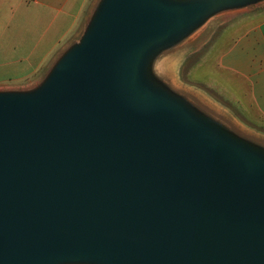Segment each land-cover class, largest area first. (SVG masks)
Here are the masks:
<instances>
[{"label":"water","instance_id":"obj_1","mask_svg":"<svg viewBox=\"0 0 264 264\" xmlns=\"http://www.w3.org/2000/svg\"><path fill=\"white\" fill-rule=\"evenodd\" d=\"M253 7L97 0L39 84L0 89V264H264V135L170 70Z\"/></svg>","mask_w":264,"mask_h":264},{"label":"crops","instance_id":"obj_2","mask_svg":"<svg viewBox=\"0 0 264 264\" xmlns=\"http://www.w3.org/2000/svg\"><path fill=\"white\" fill-rule=\"evenodd\" d=\"M96 1L0 0V87L35 77L67 38L81 31ZM217 26L201 46L170 64L173 83L201 97L239 129L263 136L264 7ZM214 84L224 86L222 94L234 104L224 102Z\"/></svg>","mask_w":264,"mask_h":264},{"label":"rangeland","instance_id":"obj_3","mask_svg":"<svg viewBox=\"0 0 264 264\" xmlns=\"http://www.w3.org/2000/svg\"><path fill=\"white\" fill-rule=\"evenodd\" d=\"M256 10H258L256 7H253V8H250V11H247V12H244V13H242V14H239V15H243V14H249V13H251V12H255ZM238 15V14H237ZM254 16V15H253ZM218 27V26H217ZM216 27V28H217ZM216 28L211 32V34L216 30ZM210 34V35H211ZM81 33L80 32H78V33H73V34H71L68 38H67V40H66V44H65V46H67L68 44H70V43H72V42H74V41H77L80 37H81ZM210 35H209V37H210ZM208 37V38H209ZM61 44V46H60V48L62 47V45H64V44ZM210 45V44H209ZM209 45H207L206 46V48L203 50V51H201L200 53H204L205 52V50L206 49H208V46ZM199 53V54H200ZM202 53V54H203ZM210 54V53H209ZM54 55V54H53ZM206 59H207V56H206ZM195 59L193 58L192 59V61H190L191 63L194 61ZM53 61V57L50 59V62L48 63V64H46V65H44L43 67H42V70L35 76V77H33V78H31V79H29L28 81H26V82H20V83H14V84H10V85H7V86H2V87H0V89H4V88H18V89H29V88H32V87H34V86H36L37 84H39L40 82H41V80L43 79V77H44V75H45V72H46V70L48 69V67L51 65V62ZM184 76H185V73H184ZM191 79L193 80V78L191 77ZM222 86V85H221ZM219 87V86H215V84H214V90L218 93V94H220L222 97H224V99L225 100H223L224 102H226V103H228V101H230L232 104H234V101L232 100V98H229L228 96H227V94L226 93H224V94H222L223 92L222 91H224L223 89H224V86H222V87Z\"/></svg>","mask_w":264,"mask_h":264},{"label":"trees","instance_id":"obj_4","mask_svg":"<svg viewBox=\"0 0 264 264\" xmlns=\"http://www.w3.org/2000/svg\"><path fill=\"white\" fill-rule=\"evenodd\" d=\"M29 1H31V2H32V1H35V0H29Z\"/></svg>","mask_w":264,"mask_h":264}]
</instances>
